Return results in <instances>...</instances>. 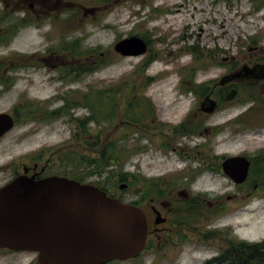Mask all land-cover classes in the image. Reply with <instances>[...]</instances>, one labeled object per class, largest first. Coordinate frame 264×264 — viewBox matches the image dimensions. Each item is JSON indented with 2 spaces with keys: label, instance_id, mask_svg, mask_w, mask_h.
Here are the masks:
<instances>
[{
  "label": "rangeland",
  "instance_id": "374dc122",
  "mask_svg": "<svg viewBox=\"0 0 264 264\" xmlns=\"http://www.w3.org/2000/svg\"><path fill=\"white\" fill-rule=\"evenodd\" d=\"M169 1H177V7L182 10V16L174 22L168 19ZM45 5L46 8L50 6L49 3ZM258 7L259 0H61L51 9L52 15L44 14L34 29L24 31L15 39L14 53L7 47H0V58L15 62L18 56L16 52L21 48L35 50L44 56L47 48L58 50L63 43L77 41V50L84 54H71L73 58L67 57L68 63L85 66L86 71L78 83L72 84L71 90L74 92L71 99L82 103L88 93L105 92L111 86L126 84L122 90H128L131 94L138 90L139 94L132 96L134 108L142 104L143 111L149 110L143 104L147 100L162 120L180 123L189 112L196 109L195 93L211 89L214 82L207 80L219 77L221 66L234 62L235 67L239 68L244 63H264V7ZM131 31L143 35L149 41V50L140 56L122 57L113 50V45ZM195 45L205 54L201 59H195L192 54ZM89 49H95L101 55L95 53V56H89L85 53ZM211 50L214 55L209 57ZM151 56H154L151 65L143 71L144 64ZM99 58L106 60V64L100 66ZM55 62L57 64L61 61ZM87 67H93V70L88 71ZM9 75H14L16 80L10 90L1 95L0 110L9 108L24 89L41 95H54L69 90L56 78L58 67L53 68L51 64H43L27 74L25 79L19 78L24 76L22 71H17V67ZM201 84L206 86L200 87ZM242 103L245 105L208 119L207 123L233 122L231 126H225L220 134L215 135L214 131L205 133L202 129L192 136L193 141H190V137H180L175 144L183 149L180 150L182 156L171 149L166 152L154 149L150 142L144 140L143 144L147 148L142 152H132L123 171L143 176L172 172L187 174L200 169L212 158L211 162L214 163L215 155L218 157L241 151L253 153L264 143L262 130L256 129L264 124V111L262 116L258 110H250L252 102ZM244 108L252 113L246 116V121L240 120L242 123H239L240 116L237 113ZM77 114L85 115L87 111L83 107L77 110ZM115 114L114 125L104 126L108 133L115 131L112 134L114 139L123 134L126 126L122 125V112ZM95 125L91 126L93 133L96 132ZM69 126L68 118L57 119L51 139L59 142L68 138ZM236 130L240 133L234 135ZM14 147L16 151L19 149L18 145ZM185 149H193L191 156ZM1 153L0 158H5ZM116 172H119L118 168ZM103 179L97 175L89 176L86 182ZM114 181L115 178L109 179L103 184L112 186ZM194 187L207 191L210 197L234 191L226 178L212 173L199 175ZM263 194L261 191L254 192V200L244 209L241 206L247 204V200L241 199L228 205L226 210L216 215V232L224 235L222 238L229 237L235 241L263 240L264 203L259 200ZM215 251L213 248L202 247L197 251L187 250L176 264H197ZM37 256L33 251H0V264H37Z\"/></svg>",
  "mask_w": 264,
  "mask_h": 264
},
{
  "label": "flooded vegetation",
  "instance_id": "af4514ba",
  "mask_svg": "<svg viewBox=\"0 0 264 264\" xmlns=\"http://www.w3.org/2000/svg\"><path fill=\"white\" fill-rule=\"evenodd\" d=\"M60 1L0 0V47H7L14 53L15 39L24 31L34 29L35 24L41 16H45L44 14L52 15L53 8ZM45 3H49L50 6L46 8ZM131 36L142 37L143 35L131 31L125 37ZM145 40L149 49V41ZM68 44V42L63 43L58 50L53 47L47 48L44 56L35 50H22L21 48L19 52H16L18 56L15 62L0 58V97L3 92L10 90L13 86L16 79L13 78L14 75H9V72L16 67L17 71H22L24 76L19 78L25 79L27 74L42 67L43 64H51L53 68L58 67L56 78L64 84L67 90L69 89L67 92L54 95L34 94L24 89L9 108L0 110V114H8L12 120V126L0 135V152L6 156L0 158V189L20 176L34 180L60 176L88 183L85 178L87 171L84 170L79 177L76 172L78 167L64 158L65 154L71 157L72 149L104 148L112 142L114 146L127 144L134 151L142 152L147 148L143 144L146 140L154 149L164 152L171 149L178 151V155L182 156L181 146L177 147L175 143H178L177 141L183 136L190 137V141H193L192 136L195 135L180 136L179 133L183 129L195 132L203 129L205 133L214 131L215 135H218L225 129V126H231L233 122L207 123L208 119L226 113L236 106L245 105L242 102H252L253 107L250 110H258L263 116L264 76L242 78L247 79L243 81L240 78L233 79L238 71L233 72L240 68L242 70L244 67L256 68L264 63H244L243 66L236 68V63L232 62L221 66L222 73L219 77L207 80L214 82L211 89L207 92L195 93L196 109L189 112L180 123L162 120L146 100L143 104L150 108L146 111L141 109L142 104L134 108V103H132L128 136L115 137V140H112L109 136H113L112 134L115 133L113 131V133L109 132L104 139L95 141L92 136L88 135L85 123L87 115L77 114V110L83 107L88 111L87 107L79 100L76 106H72L71 103L72 84L81 80L86 67L82 65L75 67L73 62L68 63L67 57L73 58L71 50L67 49ZM62 54L66 60L61 57ZM56 60L61 62L56 64ZM73 69L76 70L73 71ZM259 83L262 84L258 86ZM233 89L237 91L236 96L226 101L225 96ZM208 95L216 102V107L211 113L201 109ZM245 110L246 108L237 113V116H240L239 121H246V116L252 113ZM59 118H68L69 137L56 142L51 139V133L54 132L56 121ZM5 121L9 119H0V123H5ZM104 123L108 124L106 121ZM256 129H261L262 136L264 135V124ZM239 133L236 130L234 135ZM15 145L19 146L17 151ZM185 151L191 156L193 149H185ZM236 156L246 157L250 162L248 175L242 182H237L230 173L224 172L223 169V161L228 157ZM218 157L215 155L214 163L211 162L212 158L200 169L187 171V174L172 172L143 176L129 173L125 179H122L119 174L115 173L114 186L113 183L111 186L107 183L103 185L101 181H91V184L104 190L108 196L140 208L147 222L144 249L134 258L111 260L105 264H176L187 250L197 251L200 247L213 248L216 251L201 259L197 264H264V239L257 242L240 241L242 247L238 254L232 248V239L215 238L217 227L214 223L216 215L226 210L228 205L241 199L247 200V204L241 206L244 209L252 201L254 192L264 193V143L253 153L241 151ZM204 173L223 176L230 182L234 191L210 197L211 194L207 191L197 190L194 183L199 175ZM123 183L127 187L121 189L120 185ZM259 200L264 203V194ZM0 251L15 252L8 249Z\"/></svg>",
  "mask_w": 264,
  "mask_h": 264
},
{
  "label": "water",
  "instance_id": "95a60500",
  "mask_svg": "<svg viewBox=\"0 0 264 264\" xmlns=\"http://www.w3.org/2000/svg\"><path fill=\"white\" fill-rule=\"evenodd\" d=\"M148 45L139 36L117 41L113 50L122 56H140ZM264 76V64L238 71L234 78ZM235 89L225 100H232ZM216 102L208 95L202 110L213 112ZM0 135L12 125L0 114ZM246 157H228L224 172L242 182L248 175ZM121 184L120 188H126ZM147 238L144 212L90 183L60 176L34 180L20 176L0 189V249L34 251L38 264H105L136 257Z\"/></svg>",
  "mask_w": 264,
  "mask_h": 264
},
{
  "label": "trees",
  "instance_id": "16d2710c",
  "mask_svg": "<svg viewBox=\"0 0 264 264\" xmlns=\"http://www.w3.org/2000/svg\"><path fill=\"white\" fill-rule=\"evenodd\" d=\"M259 2H260V7H258V9L264 7V0H259ZM77 46H78L77 41H75L69 43L67 45V49L71 50V54L73 56H82L84 52H79L77 50ZM192 48H193L192 54L194 55L195 59H201L202 57L205 56V54L201 51L198 45H195ZM85 53L89 54V56H95V53H97L98 56L101 55V53L97 52V50L95 49H89ZM213 55H214V51L211 50L209 53V57H212ZM153 59L154 56H151L148 59V61L143 66V71L146 70V68L151 64L150 62ZM98 64L100 66H103L106 64V60H102L99 58ZM74 66L76 67L77 65L74 64ZM75 70L76 69H73V71ZM87 70L92 71L93 67H87ZM131 77H133V75H131ZM149 80H147L148 84H149ZM124 85L126 84H123L122 86L119 85L120 87L111 86L109 89L105 90V92H98L96 94L88 93L84 96L83 103L88 110L86 114L87 116L85 117L86 119L85 123L87 124L88 135L92 136L95 139V141L107 137L108 132L104 128V126L106 125L104 121H106L109 124V126H113L114 121L116 119L115 113L116 112L120 113V111L122 112L121 117L124 121V124L122 125H126L124 126V132L120 137H126L129 135L128 122L130 120L131 110L133 109L132 103L134 102L132 96L135 93L136 94L139 93L138 90H134L132 94L128 90H122L121 88L124 87ZM199 86L205 87L206 85L201 84ZM192 90H195V88ZM137 101L140 102L139 99H137ZM71 103L72 106H76L78 100L71 99ZM93 125L96 126L95 133L91 131V126ZM195 133L197 132L183 129L179 134L180 136H183V135H190ZM109 137L110 139L115 140L111 135ZM181 151H183V149ZM132 152H134V150L129 148L127 144H120L118 146H114L113 143L111 142L109 145L105 146L104 148L91 147L87 150L72 149L70 152L71 157L68 154H65L64 158H66V160L72 161V163H74V166L78 167L76 172H78L79 177H81V174L84 173V170H86L87 172L85 178L89 176L97 175L99 177H104V179L101 182L105 183L107 180L115 178L116 174H119V176L122 179H125L127 175H129V173L123 171V168L127 163V161L129 160V158L132 156ZM117 168L119 172H116ZM108 172H111V174H108ZM113 185L115 184L113 183ZM216 237L222 238L224 237V235H221L219 232H216ZM225 238H229V237H225ZM241 247H242V242L235 241L234 239L232 240V248L234 251H236V253L238 254L240 253L239 250Z\"/></svg>",
  "mask_w": 264,
  "mask_h": 264
},
{
  "label": "bare ground",
  "instance_id": "6f19581e",
  "mask_svg": "<svg viewBox=\"0 0 264 264\" xmlns=\"http://www.w3.org/2000/svg\"><path fill=\"white\" fill-rule=\"evenodd\" d=\"M181 6H183V5H181ZM167 8H168V14L170 15L168 17L170 22H174L176 19H178V18H180L182 16L181 15L182 14V10H181V8L177 7V1H169V6H167ZM183 8H184V6H183ZM192 15L194 16V13Z\"/></svg>",
  "mask_w": 264,
  "mask_h": 264
}]
</instances>
